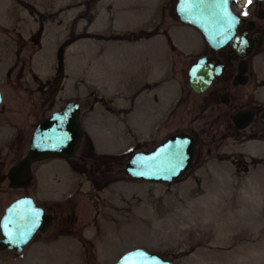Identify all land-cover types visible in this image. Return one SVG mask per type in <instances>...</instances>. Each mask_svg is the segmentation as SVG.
Wrapping results in <instances>:
<instances>
[{
	"label": "rangeland",
	"instance_id": "374dc122",
	"mask_svg": "<svg viewBox=\"0 0 264 264\" xmlns=\"http://www.w3.org/2000/svg\"><path fill=\"white\" fill-rule=\"evenodd\" d=\"M175 1L0 0L1 172L67 103L84 129L73 158L34 164L28 189L0 187V214L34 191L55 218L0 264H114L134 249L173 264H264V139H222L227 108L190 90L186 71L206 44L177 21ZM251 64L264 80V44ZM184 129L203 145L179 180L125 175L132 153Z\"/></svg>",
	"mask_w": 264,
	"mask_h": 264
},
{
	"label": "water",
	"instance_id": "95a60500",
	"mask_svg": "<svg viewBox=\"0 0 264 264\" xmlns=\"http://www.w3.org/2000/svg\"><path fill=\"white\" fill-rule=\"evenodd\" d=\"M264 2V0H257ZM174 14L178 21L197 30L207 46L220 52L226 45L238 56H248L261 40L235 36L239 17L231 9L230 0H176ZM222 65L209 57H201L188 72L190 88L203 93L211 81L221 74ZM2 96L0 92V105ZM4 106H1V110ZM250 117V116H249ZM248 118V116H247ZM245 125L238 126L244 128ZM83 138L80 106L71 102L44 118L35 128L26 155L12 165L7 173L9 188L24 189L33 179L32 166L48 159H70L75 156ZM194 139L188 134L169 136L152 151L130 155L123 172L133 181L173 184L190 169L194 157ZM53 217L45 213L31 197L12 202L0 217V251L20 254L35 235L45 233ZM114 264H173L157 253L135 249L123 254Z\"/></svg>",
	"mask_w": 264,
	"mask_h": 264
},
{
	"label": "flooded vegetation",
	"instance_id": "af4514ba",
	"mask_svg": "<svg viewBox=\"0 0 264 264\" xmlns=\"http://www.w3.org/2000/svg\"><path fill=\"white\" fill-rule=\"evenodd\" d=\"M230 2L232 10L239 17V25L235 36H245L250 40L260 39L262 43L261 46H253L250 54L243 57L238 56L235 51H232L230 45H226L222 49V54H220V52H214L212 49L205 46L186 71L187 82L190 88L188 72L200 57H209L211 58V62L215 65H222L223 69L221 74L211 81L210 85L203 93H196L191 88L190 90L197 95L207 94L205 96V102L207 104L211 101L218 100L220 104L227 108L229 134L222 135V139H227L230 136L235 139H243L245 137H248L249 139H258V137L264 139V93L261 92L264 88V80L258 76L251 64L252 58L260 51L264 44V31L255 20H264V2L259 3L256 1L257 7L252 10L241 5V1L239 0L235 1L234 4L236 9H234L232 6V0H230ZM220 119L221 117H217L219 122ZM237 125L245 126L244 128H239ZM177 133L188 134L194 139L195 150L191 162L192 166L198 150L203 145L199 144V134L188 131L187 129L174 134ZM5 183L8 186L9 181L7 174H4L0 170V187ZM29 186L30 184L24 189H28ZM22 197H32L35 200V203L38 204L39 207H42L46 213L52 214L46 204L39 203L36 200L34 191L33 194H25ZM6 207L3 208L0 217ZM54 220L55 218L53 216V222Z\"/></svg>",
	"mask_w": 264,
	"mask_h": 264
},
{
	"label": "bare ground",
	"instance_id": "6f19581e",
	"mask_svg": "<svg viewBox=\"0 0 264 264\" xmlns=\"http://www.w3.org/2000/svg\"><path fill=\"white\" fill-rule=\"evenodd\" d=\"M134 4H136V3H134ZM145 8H146V6L138 5V4H136V5H134V6L132 7V9H134V10H139V12L143 11Z\"/></svg>",
	"mask_w": 264,
	"mask_h": 264
},
{
	"label": "trees",
	"instance_id": "16d2710c",
	"mask_svg": "<svg viewBox=\"0 0 264 264\" xmlns=\"http://www.w3.org/2000/svg\"><path fill=\"white\" fill-rule=\"evenodd\" d=\"M61 72H62V71H58V75H59V77H60V75H61Z\"/></svg>",
	"mask_w": 264,
	"mask_h": 264
},
{
	"label": "snow or ice",
	"instance_id": "6c2138e0",
	"mask_svg": "<svg viewBox=\"0 0 264 264\" xmlns=\"http://www.w3.org/2000/svg\"><path fill=\"white\" fill-rule=\"evenodd\" d=\"M249 2H250V0H249Z\"/></svg>",
	"mask_w": 264,
	"mask_h": 264
}]
</instances>
